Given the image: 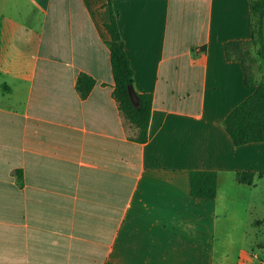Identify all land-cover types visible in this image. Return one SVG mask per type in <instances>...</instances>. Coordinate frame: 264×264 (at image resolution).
<instances>
[{
	"label": "crops",
	"instance_id": "0c3cea01",
	"mask_svg": "<svg viewBox=\"0 0 264 264\" xmlns=\"http://www.w3.org/2000/svg\"><path fill=\"white\" fill-rule=\"evenodd\" d=\"M111 8L144 142L112 96ZM249 38V0H0V264H264V141L223 125L255 88L224 43Z\"/></svg>",
	"mask_w": 264,
	"mask_h": 264
},
{
	"label": "trees",
	"instance_id": "16d2710c",
	"mask_svg": "<svg viewBox=\"0 0 264 264\" xmlns=\"http://www.w3.org/2000/svg\"><path fill=\"white\" fill-rule=\"evenodd\" d=\"M109 2V0H108ZM250 38L245 41H227L224 43L226 58L240 61L244 82L254 85V91L238 103L224 118L223 125L232 143L236 146L249 142L264 141V0H249ZM110 34L109 57L114 87L112 96L118 108L129 123L136 129L135 139L144 142L152 107L150 93H136L138 106L130 100L128 89L133 88V70L130 65L120 29L117 15L111 8L110 20L106 24ZM256 57L250 55L251 49ZM258 62L256 70H251L247 61ZM94 80L85 73H80L76 81V89L82 97L86 96ZM190 194L196 198L212 199L216 196L217 175L211 170H191ZM236 180L252 184V171H237Z\"/></svg>",
	"mask_w": 264,
	"mask_h": 264
},
{
	"label": "water",
	"instance_id": "95a60500",
	"mask_svg": "<svg viewBox=\"0 0 264 264\" xmlns=\"http://www.w3.org/2000/svg\"><path fill=\"white\" fill-rule=\"evenodd\" d=\"M128 92H129L130 100L133 103V105L138 106V99H137L136 93L132 89V87H129Z\"/></svg>",
	"mask_w": 264,
	"mask_h": 264
},
{
	"label": "rangeland",
	"instance_id": "374dc122",
	"mask_svg": "<svg viewBox=\"0 0 264 264\" xmlns=\"http://www.w3.org/2000/svg\"><path fill=\"white\" fill-rule=\"evenodd\" d=\"M250 55H252V52L250 53ZM247 64L251 65V70L254 71L255 73H257V70H256L257 63L256 62H254V61L251 62V60H250V61H247Z\"/></svg>",
	"mask_w": 264,
	"mask_h": 264
}]
</instances>
